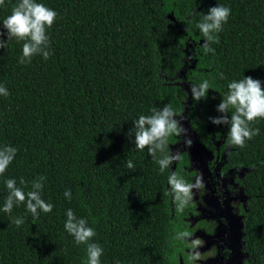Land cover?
Returning a JSON list of instances; mask_svg holds the SVG:
<instances>
[{"label": "trees", "instance_id": "trees-1", "mask_svg": "<svg viewBox=\"0 0 264 264\" xmlns=\"http://www.w3.org/2000/svg\"><path fill=\"white\" fill-rule=\"evenodd\" d=\"M16 2L0 6V24ZM37 2L57 12L47 32L50 58L37 55L21 65L23 42L0 49V85L9 92L0 96V147L18 150L0 176V209L6 179L20 186L23 177L28 191L40 176L46 177L42 198L54 207L38 219L23 205L11 214L0 210V264H85L86 247L64 230L69 208L95 229L92 242L104 249L101 264H179L186 258L185 243L173 237L190 233L186 219L193 205L183 213L175 210L168 171H159L147 149H135L134 130L128 136L133 122L150 115L153 106L169 104L181 114V97L169 81L182 67L186 44L195 54L187 83L213 82L206 100L191 98L189 127L211 155L212 177L231 178L241 188L246 264H264V120L252 125L259 135L242 149L229 148L227 126L209 121L219 115L216 107L231 81L252 77L264 86V0ZM216 5L230 8V16L213 45L215 54L205 56L196 25ZM179 139L170 137L169 145ZM127 160L135 172L125 167ZM189 167L184 153L170 171L191 181ZM20 216L24 223L17 227L12 221Z\"/></svg>", "mask_w": 264, "mask_h": 264}, {"label": "clouds", "instance_id": "clouds-1", "mask_svg": "<svg viewBox=\"0 0 264 264\" xmlns=\"http://www.w3.org/2000/svg\"><path fill=\"white\" fill-rule=\"evenodd\" d=\"M0 6H5V0H0ZM229 16L230 8L222 5H216L208 9L207 14H202V19L196 26L202 34L203 44L200 45V49L203 55L215 54L213 45L219 43L218 34L222 31L223 25L227 23ZM56 18V11L37 0H17L10 14L0 24L7 34L5 40L3 39L5 31H0V49L6 48L10 41L15 40L23 42L22 55L18 59L19 64L31 63L32 58L37 55L44 60L49 59L52 53L47 32L54 25ZM194 59V53L184 56V60L189 65ZM220 78H224L223 73H220ZM161 83L164 84L167 81L162 80ZM210 89L213 90V82L208 79L199 84L190 85L192 100L194 102L206 100ZM180 90L183 91L182 88ZM8 95V89L0 85V96L7 97ZM149 111L150 115H140L133 122L134 127L129 131L128 136L132 135L134 130L132 137H134L135 149L139 151L147 149L148 155L159 165V171L161 173L168 171L169 195L172 197L175 210L183 213L189 205L196 206L194 195H204L205 183L202 173L195 171L193 179L186 181L175 171H170L171 166L176 165L182 159L184 152L180 149L173 151L169 147V138L175 136L180 140L183 139L185 148H190L193 142L188 136L187 129L182 125L183 118L169 104L163 108L153 106ZM216 112L219 115L210 117L209 121L215 126H227L229 148L246 147L247 141L259 135V128H254L252 125L258 120H264V86L261 81L252 77H243V79L228 83L227 91L221 97ZM17 151L11 145L0 147V176L12 164ZM125 167L135 172V165L131 160L126 161ZM45 180V176L34 179L30 183V190L25 191L29 184L23 177L19 180L20 186L17 185L16 179H6L4 183L8 194L0 210L11 214L14 207L23 205L26 212L30 213L34 219H38L41 213H51L53 204L42 198ZM64 197L71 200V190H66ZM65 215L64 230L73 237L77 246L86 247L85 264H101L104 249L98 243L92 242L96 236L95 229L89 226L85 218L78 217L71 208L65 211ZM12 222L19 227L24 223V217L14 218ZM192 236L193 234L190 235L188 231H179L173 239L189 245L190 264H196L197 261H205L206 253L202 254L198 251L204 246V241L200 238L188 242ZM227 258L228 256H225V259ZM115 264H120V262L116 261Z\"/></svg>", "mask_w": 264, "mask_h": 264}, {"label": "rangeland", "instance_id": "rangeland-1", "mask_svg": "<svg viewBox=\"0 0 264 264\" xmlns=\"http://www.w3.org/2000/svg\"><path fill=\"white\" fill-rule=\"evenodd\" d=\"M183 50L184 56L193 53L192 45L186 44ZM181 69L175 74L174 78L169 82L173 84L181 97L182 112L179 116L183 118L182 125L187 129L188 136L192 140V146L185 148L183 139L172 146H169L173 151L180 149L186 153L189 160V170L202 173L205 183V193L203 196L194 195L196 206L193 205V213L186 220L187 228L192 231L193 236L189 239L200 238L204 241V246L199 248L202 254H205V261H197L196 264H216L221 252V248L228 247L231 251V256L224 264H244L246 255L243 252L241 242V222L238 215V205L244 203L243 196L239 186L231 179H221L217 184L216 189L213 188L210 172L206 163L210 160V154L195 141L191 128L187 120V112L189 102L191 100L190 85L185 79L187 70L193 66V61L189 65L182 60ZM182 88L183 91L180 89ZM188 93V96H186ZM179 119V118H177ZM173 165L171 166L172 169ZM241 175H239L240 177ZM195 191V190H194ZM191 249L185 243L183 253L186 254L184 260H180L179 264H190L188 252Z\"/></svg>", "mask_w": 264, "mask_h": 264}, {"label": "flooded vegetation", "instance_id": "flooded-vegetation-1", "mask_svg": "<svg viewBox=\"0 0 264 264\" xmlns=\"http://www.w3.org/2000/svg\"><path fill=\"white\" fill-rule=\"evenodd\" d=\"M208 152V151H207ZM209 153V152H208ZM210 160H211V155H210ZM210 160L208 161V162H210ZM207 162V163H208ZM207 163H206V165H207ZM207 168H208V166H207ZM208 170H209V168H208ZM209 172H210V170H209ZM192 176H193V172H192ZM210 177H211V179H212V184H213V188H215L216 189V186H217V184L220 182V180L221 179H231V178H228V177H220V178H217V179H215V178H213L212 177V174H211V172H210ZM191 180H192V178H191ZM232 181H233V179H231ZM234 182V181H233ZM235 183V182H234ZM240 188V187H239ZM240 190H241V188H240ZM237 212H238V209H237ZM193 213V211L189 214V216H188V218L190 217V215ZM238 215H239V213H238ZM239 217H240V215H239ZM187 218V219H188ZM186 219V220H187ZM187 222V221H186ZM240 222H241V218H240ZM240 226H241V224H240ZM190 231V230H189ZM192 234V231H190V235ZM240 238H241V236H240ZM242 242V241H241ZM242 248H243V244H242ZM225 250H228L229 251V254L227 255L226 253H224V251ZM245 254V253H244ZM222 255H224V259H223V261H222V263H220V259L222 258ZM246 255V254H245ZM225 256H228V258L227 259H229V257L231 256V251L229 250V248L228 247H223V248H221V252H220V255H219V258H218V261H217V263L216 264H224L225 263V261H227V259H225ZM246 261H247V256H246V260H245V262H244V264H246Z\"/></svg>", "mask_w": 264, "mask_h": 264}]
</instances>
